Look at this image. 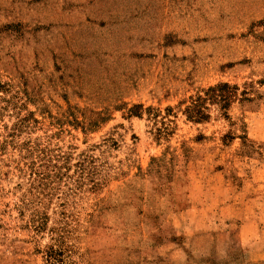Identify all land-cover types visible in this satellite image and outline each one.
Wrapping results in <instances>:
<instances>
[{"label":"rangeland","instance_id":"1","mask_svg":"<svg viewBox=\"0 0 264 264\" xmlns=\"http://www.w3.org/2000/svg\"><path fill=\"white\" fill-rule=\"evenodd\" d=\"M59 244L264 264V0H0V264Z\"/></svg>","mask_w":264,"mask_h":264},{"label":"trees","instance_id":"2","mask_svg":"<svg viewBox=\"0 0 264 264\" xmlns=\"http://www.w3.org/2000/svg\"><path fill=\"white\" fill-rule=\"evenodd\" d=\"M225 88H230V86L226 83H222L215 87L209 88L208 91L206 92V97L197 96L196 98H193L191 103L185 109L187 117L192 118L197 121H202L206 119L208 117V114H206V111H204L203 107L205 106L202 105L203 104L202 102L206 101L207 98L212 101H215L218 98L219 100H222V96L219 92L220 90H223ZM139 107L140 106H135L131 110V112L133 113L134 111V115L140 116L141 114L136 111V109H138ZM62 255H63V250L61 248V244H59L57 248H55L54 246H51L50 250L47 252L48 262L50 264H55L58 261L56 257L57 256L60 257Z\"/></svg>","mask_w":264,"mask_h":264}]
</instances>
